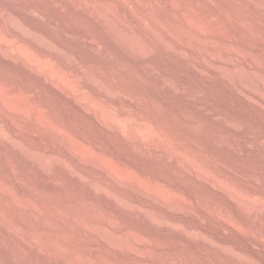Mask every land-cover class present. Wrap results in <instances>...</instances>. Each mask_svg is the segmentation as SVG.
I'll list each match as a JSON object with an SVG mask.
<instances>
[{
	"label": "rangeland",
	"instance_id": "rangeland-1",
	"mask_svg": "<svg viewBox=\"0 0 264 264\" xmlns=\"http://www.w3.org/2000/svg\"><path fill=\"white\" fill-rule=\"evenodd\" d=\"M149 1L0 0V109L5 102L12 117L1 109L0 141L4 148L11 139L51 162L41 175L0 161V238L10 240L6 249L0 246V264H60L55 246L82 264H264V96L242 77L252 74L264 84V8L259 11L252 0ZM99 4L112 21L101 20ZM127 33L146 54L131 53ZM209 54L218 55L217 65ZM25 57L38 58L45 67L37 71ZM45 68L56 69L63 82L47 78ZM74 91L136 128L145 124L146 139L117 121H101ZM11 119L21 120L40 140L16 130ZM56 134L66 139L63 147ZM57 160L70 170H57ZM76 174L97 182L132 211L143 209L147 219L94 196L80 187ZM223 183L251 203L244 205ZM28 203L41 215L27 209ZM171 203L182 212L170 209ZM4 220L37 240L31 241L33 250L20 249L18 234L13 238ZM91 223L118 237L129 235L131 243L153 255L115 249ZM180 230L190 238L177 235ZM36 245L44 247L42 255Z\"/></svg>",
	"mask_w": 264,
	"mask_h": 264
},
{
	"label": "bare ground",
	"instance_id": "bare-ground-1",
	"mask_svg": "<svg viewBox=\"0 0 264 264\" xmlns=\"http://www.w3.org/2000/svg\"><path fill=\"white\" fill-rule=\"evenodd\" d=\"M25 1V0H24ZM151 1V0H150ZM149 1V2H150ZM158 1V0H157ZM162 1V0H161ZM255 2V4L254 5H256L257 7L256 8H258V9H260L259 11H261V10H263V8H264V6H263V4H262V2L261 1H259V0H252V2ZM36 2V1H35ZM190 2H192V1H190ZM199 1H197V3H198ZM247 2H249L248 0H247ZM23 3V2H22ZM97 3V2H96ZM157 3V2H156ZM14 4V3H13ZM17 4V3H16ZM151 4V3H150ZM158 4V3H157ZM198 4H200L202 7H204L205 5L204 4H202V2H199ZM18 5V4H17ZM37 5V4H36ZM98 6V9L100 10V13H101V20L102 19H104V20H108L107 22H109V21H112V20H110V14L108 13L109 11L107 10V8H105L104 7V5L102 6V4H99V5H96V7ZM41 7V6H40ZM172 7H175V6H173L172 5ZM148 8V7H147ZM204 9V8H203ZM33 11V10H32ZM35 11V10H34ZM160 11V10H159ZM264 11V10H263ZM40 12V11H39ZM96 12V11H95ZM188 12V11H187ZM262 12V11H261ZM111 13V12H110ZM115 13V12H114ZM154 14H155V12H154ZM187 15V14H186ZM29 16H30V14H29ZM32 16V15H31ZM98 16H100V15H98ZM113 16V15H112ZM173 16V15H172ZM110 17V18H109ZM178 17V16H177ZM117 18V17H116ZM156 18H158V17H156ZM114 19V18H113ZM118 19V18H117ZM117 19H114V23H115V26L119 29L120 28V26H119V20H117ZM52 21V20H51ZM122 21V20H121ZM106 21H105V23L106 24H108ZM197 22V21H196ZM113 23V22H112ZM110 24V23H109ZM192 24V23H191ZM112 27H113V25H112ZM122 27V26H121ZM201 27V26H200ZM206 27V26H205ZM15 28V27H14ZM18 28V27H17ZM23 28V27H22ZM180 28V27H179ZM178 28V29H179ZM19 29V28H18ZM24 29V28H23ZM118 29H117V31H118ZM122 28H120L119 30H121ZM125 29V28H124ZM166 29H168V28H166ZM21 30V29H20ZM126 30V29H125ZM127 31V30H126ZM183 31V30H182ZM185 31V30H184ZM209 31V30H208ZM16 32V31H15ZM14 32V33H15ZM20 32V31H19ZM22 32H24V31H22ZM131 32V31H130ZM25 34V33H24ZM65 34V33H64ZM133 34V33H132ZM132 34H130V35H128V33H127V37H128V40H125V43H126V45L131 49V53L132 54H134V55H136V56H138V55H140V53H142V51H144V50H142V49H144V48H142L140 45H139V43H135L136 42V40L135 39H137V38H135L134 37V35H132ZM118 35V34H117ZM32 36V35H31ZM114 36V35H113ZM196 36H197V34H196ZM41 38V37H40ZM124 38V37H123ZM135 38V39H134ZM199 38V37H198ZM127 39V38H126ZM132 39H134L135 40V42H133L132 41ZM204 39V38H203ZM138 41V40H137ZM36 42V41H35ZM140 42V41H139ZM210 42V41H209ZM217 42V41H216ZM198 43V42H197ZM203 43V42H202ZM52 44V43H51ZM53 45V44H52ZM198 45V44H197ZM225 45V44H224ZM20 46V45H19ZM220 46V45H219ZM204 47V46H203ZM222 47V46H221ZM12 48V47H11ZM14 48V47H13ZM24 48H26V47H24ZM137 48V49H136ZM198 48V47H197ZM19 49V48H18ZM53 49V48H52ZM57 49V48H56ZM60 49V48H59ZM139 49V50H138ZM30 50V49H29ZM176 50V49H175ZM224 50V49H223ZM13 50H11L10 52L12 53V54H14V55H18L17 53L20 51H17L16 53L13 51ZM27 51V50H26ZM55 51V50H54ZM58 51V50H57ZM215 51V50H214ZM21 52V51H20ZM33 52V51H32ZM128 52V51H127ZM139 52V53H138ZM148 52V51H147ZM24 53V52H23ZM52 53V52H51ZM144 53H145V51H144ZM205 53V52H204ZM210 53V52H209ZM25 54V53H24ZM26 54H30V53H26ZM146 54V53H145ZM19 55H20V53H19ZM22 56V55H21ZM31 56V55H30ZM29 56V57H30ZM22 58V57H21ZM27 58H28V56H27ZM34 58V57H33ZM228 58V57H227ZM25 59H26V57H25ZM48 59V58H47ZM66 59V58H65ZM208 59H209V61L211 62V63H215L216 65L218 64V62L220 61V58L218 57V55L217 54H209V56H208ZM225 59V58H224ZM222 60V59H221ZM3 61H5V60H3ZM25 61V60H24ZM39 59L37 58V59H32V57L31 58H29V61H27V59H26V62L28 63V62H32V67H33V69H35V70H37V71H42V69H40L41 68V66L40 65H42V63H40L39 64ZM62 61V60H61ZM70 61V60H69ZM7 62H9V61H7ZM75 62V61H74ZM234 63V62H233ZM45 64V63H44ZM54 64V63H53ZM29 65H31V64H29ZM214 66V65H213ZM219 66V65H218ZM223 66V65H222ZM42 67H43V65H42ZM45 67V66H44ZM43 67V68H44ZM62 69V68H61ZM218 69V68H217ZM32 70V69H31ZM58 70V69H57ZM54 71H56V69H54L53 70V72ZM53 72H51V70L49 69H46L45 68V70H43V73L47 76V78H49L50 80L52 79L55 83H61V82H63L62 80H61V77L62 76H60L59 74H57V73H53ZM63 72V71H62ZM76 72V71H75ZM58 73H60V70H59V72ZM150 73H152V74H156V71L155 70H153V69H151V72ZM86 74V73H85ZM151 74V75H152ZM244 74V73H243ZM64 75V74H63ZM252 75V74H251ZM251 75H249L248 73L247 74H244L242 77H243V81H244V84L246 85V86H248V87H250V89H255V90H257V91H260L262 94H263V96H264V84H263V82H260V80H258L257 78H255V77H253V76H251ZM88 76V75H87ZM42 77V76H41ZM92 77H93V75H92ZM82 78H83V76H82ZM91 78V77H90ZM78 79V78H77ZM66 80V79H65ZM70 81V80H69ZM73 81V80H72ZM92 81V80H91ZM78 82H79V80H78ZM96 84V83H95ZM243 84V85H244ZM92 86H93V88H95L100 94H102L104 97H106L107 96V93H106V91H105V89H102L101 87H98V86H95V85H93V83L91 84ZM81 86V85H80ZM91 87V86H90ZM2 90V89H1ZM7 90V89H6ZM66 90V89H65ZM68 90V89H67ZM83 91H87V90H83ZM108 91V90H107ZM18 92V91H17ZM85 93V92H84ZM84 93H82V92H79V91H74V94L76 95V97H77V99L84 105V107L83 108H88L89 109V112H90V110H92V109H95L94 111H96V114L95 115H97L98 117H99V119L101 120V121H103V122H106V123H108L109 125H111L113 122H118V124L121 126V127H123V128H125V129H127L128 127L129 128H131L132 129V131H134L135 133L134 134H137V137H138V139L139 140H142L143 141V138H145L144 136V134L148 131V127L145 125V124H142V125H140V127H134L131 123H130V121L128 120V119H126V118H123V117H115L114 115H113V113L112 112H114V111H110L109 109H106V108H104L103 106L102 107H99V106H96L95 105V103L92 101V99H90L89 97H87V96H85L84 95ZM23 94V93H22ZM8 95V94H7ZM21 96V95H20ZM29 96V95H28ZM14 98V97H13ZM1 99V98H0ZM27 99V98H26ZM14 102V101H13ZM97 103V102H96ZM10 104V103H9ZM16 105V104H15ZM9 106V105H8ZM16 108V107H15ZM85 108V109H86ZM1 109L2 110H5V112H6V114L5 115H7L8 114V116L9 117H11V114H10V112H9V109L7 108V106L5 105V102H1ZM1 109H0V111H1ZM111 109V108H110ZM21 110V109H20ZM27 110V109H26ZM93 111V110H92ZM93 111V112H94ZM20 112V111H19ZM14 113V112H13ZM32 113V112H31ZM20 117V116H19ZM29 117V116H28ZM8 118V117H7ZM12 118V117H11ZM15 118V117H14ZM29 119V118H28ZM32 119V118H31ZM7 121H9V120H7ZM11 121H12V124H13V126H14V128L16 129V130H18V131H20V132H23L24 134H26V135H28L29 137H31V139H33V142H34V140L35 141H39L40 140V136L39 135H37L35 132H33V131H31V129L29 128V130H28V128H25V126L23 125V123L22 122H20L21 120H19V121H17V120H12L11 119ZM11 123V122H10ZM41 123V122H40ZM44 125V124H43ZM39 127V126H38ZM43 127V126H42ZM15 130V131H16ZM41 131V130H40ZM47 131V130H46ZM126 131V130H125ZM50 132V131H49ZM15 133V132H14ZM18 133V132H17ZM126 133V132H125ZM4 133L2 132V131H0V139L2 140V139H4V135H3ZM130 134H131V132H130ZM147 135H148V133H147ZM6 136V135H5ZM23 136V135H22ZM55 136V135H54ZM126 136V135H125ZM12 137V136H11ZM127 137V136H126ZM10 138V137H9ZM28 138V137H27ZM56 139V142L58 143V144H61V146H62V144L64 145V143H65V140L63 139L64 137H62L60 134H56V137H55ZM43 139V138H42ZM146 139V138H145ZM136 141V140H135ZM142 141H141V143H142ZM18 142V141H17ZM55 143V142H54ZM34 144V143H33ZM68 145H69V142L67 143ZM72 145V144H71ZM70 145V146H71ZM65 146H67V145H65ZM63 147V146H62ZM0 148H3V146H2V144H1V141H0ZM27 148V147H26ZM26 148H24V147H22L20 144H17L16 142H14L13 140H11V139H7L6 140V144H5V147L3 148L4 150L6 149V150H12L13 151V153L15 154V156H16V158H17V160L19 161V163H17V162H15V161H13L9 156H7V155H5L4 154V152L2 153V151H0V161L1 162H3L4 164H6L8 167L10 166V168L12 169V168H16L17 166H18V164L19 165H25V166H28L31 170H32V172H34L35 174H41V175H45L46 173H48V172H46V170H47V166H49V164L51 163L50 162V160H49V158L48 157H46V156H41V155H38L37 153H34V152H32V151H30V150H28V149H26ZM68 148V147H67ZM71 149V148H70ZM71 151H72V149H71ZM72 154V153H71ZM9 155V154H8ZM51 157V156H50ZM53 157V156H52ZM50 159H52V158H50ZM65 160V159H64ZM58 161V160H57ZM62 161V160H61ZM60 160L58 161V162H55L53 165L56 167V169L57 170H61V169H65L66 171H69L70 169H68V166L65 164V163H63V162H61ZM65 162V161H64ZM69 162V161H68ZM192 162V161H191ZM70 163V162H69ZM191 164V163H190ZM193 165L194 166H196L194 163H193ZM9 168V169H10ZM195 168H197V167H195ZM203 168V167H202ZM10 169V170H11ZM30 170V171H31ZM56 170V171H57ZM64 170V171H65ZM105 170V169H104ZM198 170H199V172H200V174H201V176L203 177V176H205L206 175V171L204 170V168L203 169H199L198 168ZM29 171V170H28ZM72 171V170H71ZM113 172V171H112ZM14 173V172H13ZM18 173V172H17ZM31 173V172H30ZM69 173H71V172H69ZM59 174H60V172H59ZM72 174V173H71ZM75 174V173H74ZM117 174V173H116ZM31 175H34V174H31ZM53 175V174H52ZM77 176H75V178L77 179V181H78V183L81 185H79L80 187H84V188H86V189H88L90 192H91V194H93L94 196H100V198H103V200L105 199L106 201H108L109 203H112V204H114V206H116L117 208H119L122 212H124V213H136V215L138 214V215H140V216H142L143 218H145V219H147V217H148V214L142 209V210H135V211H132L127 205H126V203H124V202H122L119 198H117L116 197V195L115 196H113L112 194H110V192H108L107 191V189H105L104 187L102 188V187H100L98 184H97V182L95 183V182H91V180H86L85 178H83V176L81 177L80 175L78 176V174H76ZM209 175V174H208ZM70 176V175H69ZM73 176V175H72ZM210 176V175H209ZM53 177V176H52ZM60 178V177H59ZM212 178V177H211ZM47 179V178H46ZM56 179V178H55ZM54 179V180H55ZM209 179V178H208ZM214 179V178H213ZM36 180H37V178H36ZM45 182H48L49 180H45V179H43ZM43 180H41L42 182H43ZM52 180V179H51ZM51 180H50V182H51ZM61 180V179H60ZM128 180V179H127ZM126 180V181H127ZM216 180V179H215ZM40 181V182H41ZM76 181V180H75ZM49 182V183H50ZM54 182V181H53ZM213 182V181H212ZM221 182V181H220ZM219 182V183H220ZM48 183V184H49ZM59 183H62V182H59ZM217 182H215V184H216ZM222 183V182H221ZM43 184V183H42ZM52 184V183H51ZM56 184V183H55ZM214 184V183H213ZM2 185V184H1ZM6 185V184H5ZM53 185V184H52ZM60 185V184H59ZM129 186V185H128ZM222 186H224V188H226V189H228V191H230L231 192V194L235 197V198H237V199H239V201L240 202H242L244 205H247L248 206V204H250L251 203V201L248 199V197L246 198L245 197V195H242L240 192H238V191H236V189L235 190H233V188H230L229 186H226V185H224V183H223V185ZM134 187V186H133ZM221 187V186H220ZM83 188V189H84ZM132 188V187H131ZM1 189V188H0ZM1 190H3V189H1ZM88 190H87V192H88ZM238 190V189H237ZM5 191V190H4ZM81 191V190H80ZM141 191V190H140ZM227 191V190H226ZM240 191V190H239ZM3 191H1V193H2ZM6 192V191H5ZM143 192H145L144 190H143ZM18 193V192H17ZM147 193V192H146ZM229 193V192H228ZM4 194H6V193H4ZM140 194H142V193H140ZM159 194V193H158ZM7 195H8V193H7ZM16 195V194H15ZM10 196V195H9ZM13 196V195H12ZM18 196V195H17ZM151 196V195H150ZM14 197V196H13ZM120 197V196H119ZM232 197V196H231ZM15 198V200L19 203V205H20V200H19V197L17 198V197H14ZM13 198V199H14ZM155 198V197H154ZM235 198H233V199H235ZM26 199V198H25ZM102 200V199H101ZM125 200V199H124ZM123 200V201H124ZM160 200V199H159ZM252 200V199H251ZM163 201V200H162ZM253 201V200H252ZM255 201V200H254ZM22 202V201H21ZM15 203V202H14ZM256 203V202H255ZM261 203V202H260ZM29 204V203H28ZM262 204V203H261ZM18 205V206H19ZM238 205H240V204H238ZM242 205V204H241ZM255 205V204H254ZM257 205V204H256ZM260 205V204H259ZM22 206H25V205H23L22 204ZM112 206V205H111ZM170 206V205H169ZM250 206V205H249ZM28 207V206H27ZM29 207L30 208H27V209H31L33 212H35L36 214H40L39 213V211H38V209L33 205V204H29ZM242 207V206H241ZM245 207V206H244ZM250 207H252V206H250ZM256 207V206H255ZM254 206H253V208H255ZM261 207H263V209H264V204H262L261 205ZM24 208V207H23ZM173 208V210H175L176 212H182V209L178 206V205H176V204H172L171 203V208L170 209H172ZM263 209H262V211H263ZM30 210V211H31ZM220 210V209H219ZM247 210V209H246ZM246 210H244V211H246ZM254 210V209H253ZM256 210V209H255ZM2 211V210H1ZM149 212V211H148ZM176 212H174V213H176ZM248 212V211H247ZM158 213V212H157ZM218 213V212H217ZM223 213V212H222ZM43 214V213H42ZM63 214V213H62ZM67 214V213H66ZM184 214V213H183ZM213 214V213H212ZM250 214V213H249ZM252 214V213H251ZM41 215V214H40ZM126 215H129V214H126ZM190 215V214H189ZM2 216H4V213L2 214V212H0V223L1 222H3V220L1 219V217ZM165 216V215H164ZM232 216V215H231ZM67 217V216H66ZM76 217V216H75ZM74 217V218H75ZM137 217V216H136ZM3 218V217H2ZM77 218V217H76ZM154 218V217H153ZM165 218V217H164ZM233 218V217H232ZM4 219V218H3ZM7 219H10V218H7ZM84 219V218H83ZM255 219V218H254ZM2 220V221H1ZM11 220V219H10ZM5 221V223L7 222V226L8 227H10V229H9V231L8 232H12L11 234H13V232L15 233V234H18L17 232H16V230H14L15 228H16V226H15V228L13 229L12 227H14V225L16 224H12V223H10L11 225H13V226H10L9 224H8V222H11V221ZM52 220V219H51ZM144 220V219H143ZM156 220V219H155ZM13 221V220H12ZM86 221V220H85ZM146 221V220H145ZM157 221V220H156ZM83 222V221H82ZM77 223H79V221H77ZM156 223V222H155ZM81 225L82 224H84V222L83 223H80ZM92 224V223H91ZM114 224V223H113ZM161 224V223H160ZM5 225V224H4ZM80 225V226H81ZM85 225V224H84ZM174 225V224H173ZM156 226H159V225H156ZM171 226V225H170ZM6 227V226H5ZM8 227H6V228H8ZM82 227V226H81ZM85 227H87L86 225H85ZM89 227V226H88ZM88 227H87V229H88ZM160 227L161 228H163V225L161 226L160 225ZM18 232L20 231V229H21V227L20 226H18ZM55 228V227H54ZM61 228V227H60ZM159 228V227H158ZM169 228V227H168ZM90 229H92L93 231H95V232H97V233H99L100 235H102V236H104V237H106L107 239H109L113 244H114V248L115 247H121V248H126L128 251H131V252H135L136 254H138L139 256L141 255V257H142V255H146V254H148L150 251H151V249H149L148 248V250H150L149 252H147V251H143V250H140V248H137V246H135L134 244H133V242L131 243L130 241H129V239H130V236L129 235H127L126 237L124 236V235H122V236H124L125 238H122V237H118L116 234H114L110 229H107V228H105V226L103 227V226H100V225H96V224H92V225H90ZM239 229V228H238ZM163 230V229H162ZM175 230V229H174ZM188 230V229H187ZM225 230V229H224ZM244 230V229H243ZM22 231V230H21ZM23 232V231H22ZM19 233L20 235L21 234H26V233H28V232H23V233ZM227 232V231H226ZM260 232V231H259ZM262 232V231H261ZM3 234V233H2ZM10 234V235H11ZM15 234H13V238H16V237H19L18 239H17V241L19 240V247H20V249L24 252V251H26V249L28 250V248L30 249L31 247H30V245H32L31 244V241L33 240V239H31V241H30V238H32V237H30V236H28L29 235V233H28V235L26 236V238H28L29 237V240L28 239H26L25 237H22V236H19V234H18V236H16ZM193 234V233H192ZM16 237H15V236ZM177 235H180V236H183V237H186V238H190L189 237V234L186 232V231H184V230H180V231H178V234ZM0 236H2V235H0ZM25 236V235H24ZM101 236V237H102ZM199 236V235H198ZM200 236H202V234H200ZM256 236V235H255ZM207 237V236H206ZM185 238V239H186ZM3 239V237L2 238H0V246H2L1 248H3L4 246H5V244H4V242L5 241H7V243H9V241L6 239L5 241H3L2 240ZM132 239V238H131ZM197 239V238H196ZM201 239V238H200ZM35 240V241H34ZM34 240H33V242H37V240L34 238ZM39 240V239H38ZM45 240V239H44ZM188 240V239H187ZM53 241V240H52ZM110 241H107L108 243H110ZM137 241V240H136ZM40 241H38V243H39ZM206 244H208V245H210L211 244V241H210V239L209 238H205V241H204ZM44 243V242H43ZM52 243V242H51ZM54 243V242H53ZM56 243V242H55ZM135 243V242H134ZM213 243V242H212ZM218 243V242H217ZM34 245H35V243H33ZM42 244V243H41ZM41 244H37V245H41ZM138 244V243H137ZM221 244V243H220ZM7 245V244H6ZM36 245V246H37ZM49 244H47L46 245V247L48 246ZM110 245H111V243H110ZM44 247H45V244L43 245ZM52 245H50V247H51ZM55 245H53L52 247H54ZM210 246H213V245H210ZM32 247H34L33 245H32ZM37 247H39V246H37ZM36 247V248H37ZM44 247H43V249H44ZM49 246L47 247V249L48 248H50ZM50 248V249H54V248ZM59 247V246H58ZM58 247H56L55 246V248H57V249H59ZM228 247V246H227ZM5 248V247H4ZM35 248V249H36ZM39 248H41L42 249V247H39ZM37 249L36 250V252H37V254L39 253V254H41L42 255V253H44V250L42 249ZM63 248V247H62ZM61 248V251L63 250ZM6 249V248H5ZM32 250H33V248H31ZM30 249V250H31ZM46 249V248H45ZM56 249V251H55V253H53V254H55L57 257H58V259H61L60 261L62 262V263H60V264H73V262L75 261V262H77V260H79V258L78 259H76L77 257H71V258H75V260L73 259V262H72V259L71 260H69L68 259V257H64V255H63V253H65V252H63L62 251V253L60 254L59 252H58V250ZM116 249V248H115ZM225 249V248H224ZM227 249V248H226ZM8 250V249H7ZM55 250V249H54ZM52 251V250H51ZM60 251V250H59ZM225 251V250H224ZM7 252V251H6ZM5 252V253H6ZM48 251H46L45 253H47ZM49 252H50V250H49ZM66 253H67V251H66ZM152 252H150V255H153V254H151ZM50 254V253H49ZM52 254V255H53ZM80 254V253H79ZM92 254V253H91ZM8 255V254H7ZM46 256L48 255V254H45ZM51 255V258H54V256H52ZM66 255V254H65ZM70 255H71V253H70ZM137 255V256H138ZM22 256V255H21ZM76 256V255H75ZM10 257V256H9ZM42 257V256H41ZM49 257V256H48ZM57 257H55V258H57ZM79 257V256H78ZM144 257V256H143ZM57 259V260H58ZM12 260V259H11ZM80 260H81V258H80ZM80 260H79V262H80ZM49 261V260H48ZM53 261V260H52ZM83 259L81 260V262L79 263V262H77L78 264H82L83 262ZM91 261V260H90ZM175 261V260H174ZM14 262V261H13ZM55 262V261H54ZM57 262V261H56ZM173 262V261H172ZM176 262V261H175ZM174 262V263H175ZM241 262V261H240ZM243 262V261H242ZM241 262V263H242ZM248 262V261H247ZM87 263V262H86ZM85 263V264H86ZM101 263V262H100ZM171 263V262H170ZM250 263V262H249ZM49 264V263H48ZM55 264V263H54ZM89 264V263H88ZM102 264V263H101ZM172 264V263H171ZM246 264V263H245Z\"/></svg>",
	"mask_w": 264,
	"mask_h": 264
}]
</instances>
